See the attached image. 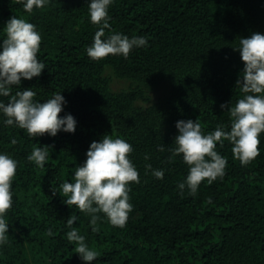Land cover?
<instances>
[{"label":"trees","instance_id":"16d2710c","mask_svg":"<svg viewBox=\"0 0 264 264\" xmlns=\"http://www.w3.org/2000/svg\"><path fill=\"white\" fill-rule=\"evenodd\" d=\"M109 13L112 28L106 33L145 35L148 45L128 57L94 60L86 48L99 26L90 20L88 0H50L31 13L19 0H0V41L13 15L30 20L42 36L38 57L46 67L39 76L22 77L13 93L32 87L35 99L44 101L61 91L67 103L59 115L70 112L77 120L74 132L31 137L26 129L5 125L0 114V151L19 161L0 264H264V132L259 155L247 165L234 158L232 142H217L227 157L225 174L202 181L195 195L187 188L180 194L177 185L189 167L171 151L178 119H198L205 132L218 124L230 128L227 108L243 95L236 81L245 63L234 46L241 36L264 33V0H115ZM105 65L143 82L169 77L172 89L158 103L136 106L134 91L109 89ZM103 135L133 145L129 156L140 182H130L133 208L126 225H112L101 212L93 231L90 215L64 203V194L54 189L73 179L91 141ZM47 145L44 168L27 160L34 147ZM146 163L165 169L164 178ZM72 214L79 217L73 226L99 252L94 261L82 260L67 239Z\"/></svg>","mask_w":264,"mask_h":264},{"label":"clouds","instance_id":"9594fccd","mask_svg":"<svg viewBox=\"0 0 264 264\" xmlns=\"http://www.w3.org/2000/svg\"><path fill=\"white\" fill-rule=\"evenodd\" d=\"M23 9L31 13L34 8L42 9L50 0H19ZM115 0H88V12L91 22L99 27L95 31L92 43L86 48L91 59L100 60L109 54L128 57L133 48L146 47L149 38L145 35H133L111 30L110 6ZM5 35L0 41V97H8L7 102L0 99V114L5 125H15L26 129L31 137L45 133L55 136L58 131L76 130L77 120L70 112L59 115L67 103L61 91L41 101L35 99L37 92L32 87H24L13 93V86L22 84V77L31 79L39 76L46 67L38 57L42 36L37 26L30 20L13 15L5 23ZM241 59L245 62L242 76L236 85L243 93L227 110L231 117L230 128L218 124L214 130L205 132L198 119H178V129L173 154H182L188 165L186 177L178 182L180 194L187 188L195 195L202 181L212 183L217 177H223L227 157L217 150V142L223 146L225 139L232 142L234 158L247 165L260 153L258 145L260 134L264 132V33L253 32L241 36L238 45ZM225 108V104H221ZM13 144L16 139L13 137ZM49 145L34 147L27 156L40 168L45 167L49 155ZM164 151L165 146H158ZM134 151L133 145L122 137L113 138L103 135L99 140H92L86 151V159L77 164L73 179H65L59 190L65 197L64 203L76 207L90 215L93 231H98L97 220L103 212L109 223L124 227L133 208L130 202V182H140L139 170L129 156ZM149 154H145V160ZM19 161L5 151H0V246L8 242L9 221L7 212L13 206L12 181L17 173ZM152 174L164 178L165 169L153 168L145 164ZM79 217L68 216L66 224L69 230L67 239L75 243L76 253L84 261H94L99 252L90 247L86 236L74 225ZM52 235V229H48Z\"/></svg>","mask_w":264,"mask_h":264},{"label":"rangeland","instance_id":"374dc122","mask_svg":"<svg viewBox=\"0 0 264 264\" xmlns=\"http://www.w3.org/2000/svg\"><path fill=\"white\" fill-rule=\"evenodd\" d=\"M103 74L108 79V85L111 91H134L133 103L139 107H148L158 103L172 89V81L169 77H161L154 82H143L134 77L120 76L111 65H105L103 67Z\"/></svg>","mask_w":264,"mask_h":264}]
</instances>
